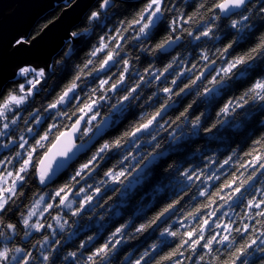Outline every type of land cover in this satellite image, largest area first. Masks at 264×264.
I'll return each mask as SVG.
<instances>
[{
    "label": "clouds",
    "instance_id": "1",
    "mask_svg": "<svg viewBox=\"0 0 264 264\" xmlns=\"http://www.w3.org/2000/svg\"><path fill=\"white\" fill-rule=\"evenodd\" d=\"M0 264H264V0H0Z\"/></svg>",
    "mask_w": 264,
    "mask_h": 264
}]
</instances>
